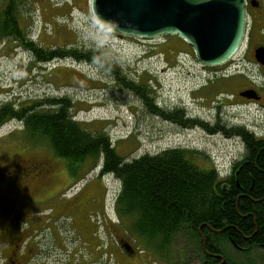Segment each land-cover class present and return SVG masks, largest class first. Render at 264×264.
<instances>
[{"label":"rangeland","instance_id":"1","mask_svg":"<svg viewBox=\"0 0 264 264\" xmlns=\"http://www.w3.org/2000/svg\"><path fill=\"white\" fill-rule=\"evenodd\" d=\"M35 7L41 16L40 18L37 15L36 34L41 35L45 46L51 45L54 50L102 52L111 68L100 62L81 64L72 60L69 55L66 60L41 69L35 60L30 63L28 53L23 52L17 59H22L27 64L26 70L21 68L17 71L20 69L15 64L17 61H13L11 65L4 62L0 65V86L3 90L16 89L20 97L24 98L23 101H27L26 95L32 94L71 99V115L75 120L90 132L109 135L117 154L126 162L145 154L155 155L182 147L190 152H198L192 155V161L199 168L213 170L219 165L223 170L222 176H227L234 163L241 160L246 151L239 138L210 139L200 132L184 134L160 118L151 116L139 96L119 86L114 77V69L127 74L129 80L136 83L143 78L142 84L156 92L160 105L188 106L209 119L217 115L219 108L224 122L248 127L256 135L264 134V98L259 103H247L237 98V95L240 96L241 92L248 89L250 83L259 85L264 94V87L261 86L264 85V70L256 65H248L246 46L228 63L218 67H204L197 62L190 46L177 37L172 40H166V37L158 41H140L133 37L119 36L103 27L91 14L90 0H39ZM25 74L26 78L21 82L24 87H21L19 79ZM15 81L19 83L15 84ZM17 136L0 140V168L14 169L19 164L27 166L31 162H51L48 149L42 145L36 146L28 140L20 146L10 143ZM20 153H23L22 156ZM32 154H35L34 158L30 157ZM57 162H52L54 171L47 177L52 181L50 193L53 196L40 204H24L22 209L36 207V213L44 212L46 218L51 219L53 206L59 203V196L63 201H69L76 196L83 201L91 199V206L94 203L93 197L106 188L107 204L109 203L107 215L110 217L105 220L103 215H97L94 222L99 236L103 240L108 239L109 253L120 256L116 260L110 258L109 264H126L125 260H128L125 256L121 257L123 255L118 246V235L127 239L139 251L140 254L135 260L139 264H199L200 251L197 249L196 240L190 235H183L171 247V252L163 257L152 252L143 241L127 231L130 226L129 219L125 220L129 221L125 223L127 229L122 227L116 234L106 233L103 228L106 222L109 225L124 222L119 219L114 209V196L120 192L121 183L111 176L99 177L101 165L92 169L85 165L74 176L68 171L67 164ZM14 178L15 183H9L7 188L0 185V193L23 199L24 182L20 181L24 180L18 175H14ZM4 197L0 196V232L3 222L16 219ZM102 197L98 195L95 198L99 203L98 209ZM57 222L54 234L65 241L62 247L66 248L64 251L52 248L54 252H51L55 256L58 254L56 258L62 263L68 261L71 251L78 246L77 235L81 232L74 211L63 212ZM42 234L49 236L50 233L45 229ZM215 240L214 244L231 264H264V248L243 252L236 249L225 237L219 235ZM97 247L96 250H99Z\"/></svg>","mask_w":264,"mask_h":264},{"label":"trees","instance_id":"2","mask_svg":"<svg viewBox=\"0 0 264 264\" xmlns=\"http://www.w3.org/2000/svg\"><path fill=\"white\" fill-rule=\"evenodd\" d=\"M54 52L62 60L70 55L72 60L100 62L111 68L102 52L78 49ZM38 54L35 50L36 57ZM43 59H48L47 52ZM113 73L119 86L140 97L148 114L162 113L156 111L154 93L142 84L143 78L136 83L117 69ZM71 108L67 101L60 104L58 111L29 115L27 137L36 146L45 144L50 160L67 164L74 176L84 165L91 169L101 165L99 177L111 176L121 183L115 210L124 222L108 224L110 233L115 234L122 227L127 229L125 223L130 221L127 231L163 257L183 235H190L196 240L201 264H231L214 244L219 235L240 251L264 248L263 142H253L248 133L237 132L243 137L246 153L225 177L215 169H202L193 163L192 155L197 151L179 148L126 162L117 154L109 135L84 128L71 115ZM100 182L104 186L101 179ZM105 191L106 188L99 193L103 196L101 203ZM96 215L99 214L90 218ZM220 256L226 258L225 262L221 263Z\"/></svg>","mask_w":264,"mask_h":264},{"label":"flooded vegetation","instance_id":"3","mask_svg":"<svg viewBox=\"0 0 264 264\" xmlns=\"http://www.w3.org/2000/svg\"><path fill=\"white\" fill-rule=\"evenodd\" d=\"M38 2L39 0H0V65L4 62L11 65L13 61H17L15 63L17 68L20 66L17 71H20L21 68L26 70L27 65L22 59L17 58L23 52H27L31 59L35 56V50H38L39 53L37 57L35 56L36 64L41 69L60 61L55 56V48L51 45L45 46L41 35L36 34L38 16L41 18L37 7H35ZM247 13L248 27L245 46L248 50V65H256L261 70H264V66L255 58L256 50L264 48V0H247ZM55 17L57 16L55 15ZM172 38L175 37H169L166 40H172ZM44 52H47V60L43 59ZM25 78L26 74L19 79L20 83L15 81V84L19 83L21 85ZM261 86L264 87V85ZM21 87H24V85H21ZM153 93L155 109L162 112L161 114L154 112L153 117L160 118L180 133L200 132L205 138L210 139L224 138L225 140H231L239 138L242 140L243 137L238 135L237 132H245L253 137L249 138V140L264 143V134L256 135L248 127L224 122L219 108H217V115L209 119L205 118L200 111H193L188 106L160 105L156 92L153 91ZM26 96H28L27 101H23L24 98L20 97L16 89L3 90V87L0 86V140H6L18 135L10 143L20 146L24 141L28 140L29 142L26 133V122L29 115L35 112H43L44 110L58 111L60 104H65L68 101L67 98H61L60 96L41 97L34 94ZM231 96L236 98L234 94ZM238 97L247 101V103H259L264 98V94L259 85L250 83L248 84V89L243 93L241 92L240 96L237 95ZM69 100L70 103H73L71 99ZM232 105H235V103ZM262 107L264 109V104H262ZM13 119L24 122V130L14 126L1 128ZM23 136L24 139H22ZM39 145L45 146V144ZM17 150L20 151V149ZM22 154L20 153L19 155L22 156ZM30 157L34 158L35 154L30 155ZM51 164L52 161L50 163L41 161L31 162L27 166L19 164L14 169L0 168L1 187L7 188L10 185L9 183H15L16 178H14V175H18L24 180L20 181V183L24 182L22 184H24L23 190L25 194V198L18 199L0 193V196H5L4 198L7 199L10 204V212L16 218L2 223L0 232V264H109L110 258H113V260L119 259L120 256L117 255L118 257H116L109 253L108 239L103 240L99 236V230H96L94 219L90 218L93 214L104 215L105 220L108 218L105 202L101 203V199L100 209H98L97 204L99 203L94 201L99 192L93 197L94 203L91 206L89 204L91 199L83 201L76 196L69 201H63L57 194L59 203L53 206L51 219L46 218L47 215L44 212L36 213L34 209L36 207L22 209L24 204H40L41 201L53 196L50 193L52 181L47 179L54 171ZM31 174H33V177H31ZM67 211L76 212L77 226L81 233L77 235L78 246L73 248L68 256V261L60 263L56 258L59 255H53L52 252L54 251H52V248L64 251L66 247L64 246L63 248L62 245H65V241L61 240L59 235H55L54 230L58 223L57 219L61 217L63 212ZM60 212L61 214L59 215ZM103 228L106 233L109 232L107 222ZM45 229L49 231L50 237L48 234H42ZM118 236L120 237L119 244L121 248L127 245V241L121 235ZM95 245H98L96 247L99 250H96ZM123 251H121L123 255L121 257L125 256L128 259L125 260L126 264H138L135 261L138 257L136 252L127 254L125 250ZM220 258L222 259L221 263L225 262L226 258L224 256H220ZM119 263L122 264L121 262ZM198 263L201 264L200 258Z\"/></svg>","mask_w":264,"mask_h":264},{"label":"water","instance_id":"4","mask_svg":"<svg viewBox=\"0 0 264 264\" xmlns=\"http://www.w3.org/2000/svg\"><path fill=\"white\" fill-rule=\"evenodd\" d=\"M90 9L99 24L119 36L179 38L204 67L231 61L247 39V0H90ZM255 58L264 66V48ZM124 248L133 254L130 245Z\"/></svg>","mask_w":264,"mask_h":264}]
</instances>
